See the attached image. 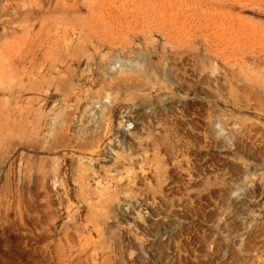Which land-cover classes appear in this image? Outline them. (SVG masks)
Returning a JSON list of instances; mask_svg holds the SVG:
<instances>
[{
  "label": "rangeland",
  "instance_id": "1",
  "mask_svg": "<svg viewBox=\"0 0 264 264\" xmlns=\"http://www.w3.org/2000/svg\"><path fill=\"white\" fill-rule=\"evenodd\" d=\"M0 264H264V0H0Z\"/></svg>",
  "mask_w": 264,
  "mask_h": 264
}]
</instances>
